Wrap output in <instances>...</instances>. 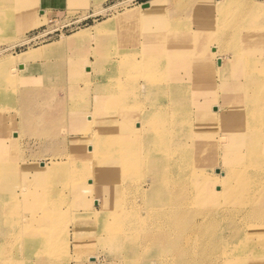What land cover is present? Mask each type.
I'll list each match as a JSON object with an SVG mask.
<instances>
[{
	"label": "bare ground",
	"instance_id": "bare-ground-1",
	"mask_svg": "<svg viewBox=\"0 0 264 264\" xmlns=\"http://www.w3.org/2000/svg\"><path fill=\"white\" fill-rule=\"evenodd\" d=\"M158 1L148 0L141 5L147 9L154 7ZM36 3L37 0H0L2 19L6 20V13L14 11L24 12L26 16L28 12L34 14ZM62 3L61 0H52V4ZM69 3L76 4L75 0H70ZM44 16L43 11L34 23ZM105 23L107 21L103 22ZM163 24L164 22L161 25ZM101 25L97 24L94 28ZM192 30L169 31L161 37L159 32L156 36L167 39L174 55L180 57L178 61L168 60L172 63V70L166 83L174 84L170 88L174 96L165 101H160L157 95L161 94V89L166 84L161 86L150 80L153 77L151 71L155 70L148 69L152 63L150 60L154 61L157 57L156 63L159 62V45L162 39L156 40L155 36H149L145 41L142 59H145V64L141 63L142 60L135 59V52H127L125 57L108 59L110 62L107 66L111 70L120 63L128 67L129 71L121 72L118 78L107 77L106 71L105 74H100L101 77L97 76L98 79L94 78L99 84L102 77H106L104 82L111 85L101 89L104 95L97 96L98 107L105 111L102 116L97 117V141L84 133L82 137L85 141L91 139L92 144L78 147L82 150L72 157V161L61 165H38L35 164L37 162H31L24 167V184L29 193L27 190L23 191L20 195L22 200L16 196L11 199V203L16 205L15 213L3 214L0 211V222L6 226L4 230L0 226V264H96L99 254L92 256L89 253H92L100 240L85 235L90 227L95 236L99 234L105 239L106 243L102 244L109 245V249H104L103 253L118 249L121 264H138L140 253L145 260L142 264H176L174 260L191 254L192 248L196 246L207 252L204 264L209 262L211 252L214 253L213 261L217 264H264V203L257 206L253 199V192L260 190L256 179L264 175V152L259 149L264 143V52H256L258 44L241 42V46L230 45L227 47L229 52L225 51L226 55H230L228 65L225 62L227 56L214 57L211 49L214 41H219L220 28L210 25L208 30L200 27ZM78 32L61 36L58 40L28 49L16 56L1 57L0 64L2 66L48 56L81 40ZM127 46L128 51L135 48L133 44ZM215 59L217 68H214ZM141 66L147 69L138 70ZM228 71L234 72L233 84L228 90H224V93L229 94L225 98L229 102L226 104L229 109L217 114V106H213L211 113L205 109V102L201 103L200 100L207 99L209 106L216 102L220 89L214 88L208 81L210 78L226 75ZM188 81L192 83L196 97L179 112L181 117L187 119L179 123L170 122L174 115L172 100L174 97V102L186 99L188 90H185L184 84ZM77 87L82 86L69 89L72 98L82 95V90ZM118 90L122 92L118 95L117 109L114 111L116 105L110 103L106 95L115 97ZM105 99L107 103L104 102ZM226 105L224 104V108ZM191 114L194 119L190 117ZM238 114L242 116L239 117ZM66 116V113L62 115L63 121ZM118 116L121 117L120 127L115 120ZM218 122L220 126L217 127ZM230 123L241 127H232ZM193 125L198 129L201 126L205 129L208 137L206 141L196 136L193 138L194 131L191 136L186 137L180 131ZM164 126H168L170 136L160 135ZM114 128L121 130L126 139L114 141ZM80 129L88 131L86 127ZM216 130L222 134H216ZM172 141L176 144H171ZM76 142L78 141L75 140L72 144ZM227 144H234L235 151L222 152V146ZM202 145L215 148L216 154L207 152L206 157L199 159L198 156L194 159L193 155L183 151L187 146L199 148ZM105 146L107 148L102 152L97 151ZM140 148L144 154L142 157L139 154ZM0 153L4 156L5 146L0 149ZM105 154H109L106 160L93 162L95 166L92 168L90 159ZM241 154L243 158H237ZM135 159H140L138 164L134 163ZM207 160L211 162L210 167ZM2 162L3 158H0V163ZM186 164L191 165L188 170L183 166ZM65 165L66 170L63 171L62 167ZM142 165L144 168L147 165L144 173V177L148 178L147 184L138 190L137 203V196L131 194L128 208H125L124 195L130 187L127 177L130 173L139 171ZM211 167L216 171L212 172ZM31 179L41 186L45 182L49 185L45 200L37 201L41 199L40 194L34 195L33 185L27 186ZM63 190L75 192L78 195L75 204L79 203L82 207L72 213L73 225L69 229L72 247L66 236L67 231L65 236L58 238L51 237L50 232L52 221L61 212L57 210L58 201L54 196H58ZM88 192L91 198L97 196L94 205L98 204L100 197H104L105 201L99 209L83 203L82 196ZM33 195L34 199L30 197ZM182 195L186 196L183 201L188 207L179 209L178 203L182 201ZM259 195L264 201V190ZM70 205L73 204H68ZM35 209L41 210V214L45 213L47 217V223H40L37 230L35 225L39 220L38 217L36 220ZM189 222L196 230L192 248L183 245L184 232ZM45 225L47 231L42 229ZM212 229H219L222 234L212 236ZM35 231L42 232L45 236H28ZM2 232L5 233V238L1 237ZM57 235L61 233L58 232ZM210 237L212 240L209 245ZM60 240H63L62 248H59ZM134 245L136 248H133ZM165 255L172 257L164 258Z\"/></svg>",
	"mask_w": 264,
	"mask_h": 264
},
{
	"label": "rangeland",
	"instance_id": "rangeland-1",
	"mask_svg": "<svg viewBox=\"0 0 264 264\" xmlns=\"http://www.w3.org/2000/svg\"><path fill=\"white\" fill-rule=\"evenodd\" d=\"M39 1L37 0V3L34 4V7L37 5L35 13L28 12V16L24 12H8L5 20L2 19L0 13V58L16 56L21 52L28 51V49L32 50V48L58 40L61 36H67L76 31H79L77 34L81 40L72 46L58 49L48 56L15 61L6 64L7 66H1L0 64V149L5 146L4 156L0 153V158H3V162L0 163V211L3 214L15 213L16 205L11 203V199L16 196L22 200L20 195L27 190L23 173L26 165L31 162H37L35 164L38 165H61L72 161V157L82 150L78 147H86L92 144L91 139L85 141L82 137L84 133L94 137L97 141L96 135L98 134L97 131L99 132L97 117L102 116L105 112L103 108L98 107L99 100L97 96L104 95L105 93L101 92V89L103 87L107 88L106 86L109 88L111 85L104 82L106 77H102L99 84L94 78L98 79L97 76L101 77L100 74H105V71L108 73L107 77L113 78H118L121 72L129 71L128 67L120 63L116 64L111 70L110 66H107L110 62L109 58L125 57V53L135 52V59L140 61L143 59L145 53L143 47L149 36H155L156 40L162 39L159 45V62L156 63L157 57L154 61L150 60L152 63L148 69L153 68L156 72L155 74L154 71H151L153 77L149 78L150 80H153L154 83L155 81L158 82L161 86L166 84L161 89V94L157 95L160 101H165L168 97L174 96L173 91L170 90L174 84L166 83L168 74L172 70V63L168 60L178 61L180 57L174 55L175 52L171 50L167 39L156 37L159 32L161 37L169 31L178 29L193 31V28L200 27L203 30H208L210 25L217 29L220 28L219 41H214L211 49L214 57L223 56L224 58L227 56L225 62L228 65L230 55H226L225 51H228L227 47L230 45H240L241 42L250 45L258 44L256 52H264V0H159L154 7L147 9L141 4L148 0H75L76 4H70V0H61L62 4L54 5H49L48 0ZM246 4L247 6H245ZM43 11L45 12L44 18L34 23ZM127 12L130 13L127 14ZM104 21H107V23L103 24ZM162 22H164L163 25H161ZM97 24L102 25L96 26L97 29H95L94 26ZM37 32L47 34L35 38L34 35ZM130 44H133L135 48L128 51L129 47L127 45ZM216 60H214V68H217ZM145 62L144 59L141 63L145 64ZM142 69H147V67L141 66L138 68L140 71ZM131 70H134L133 67H131ZM233 81V71L226 72V75L210 78L209 84L220 89V92L215 98L216 102L211 103L213 105L209 106L207 99L200 100L201 103L205 102V109L213 113V106H217L218 110L215 111L217 114L222 110L228 111L229 105L226 104L229 102L225 98L229 94L224 93V90H228ZM74 86L75 88L76 86H82L81 88L77 87V89L82 90V95L78 98H72L71 92H69V89ZM184 88L188 90L186 99L174 102V97L172 100L174 115L171 117L170 122L179 123L187 119L181 117L179 112L192 102V98L196 97V93L189 81L184 84ZM120 92L122 91L118 90L115 97L106 95L110 103H115L114 111L117 109ZM120 100H122V97ZM104 102L107 103V100L105 99ZM120 102L122 104V101ZM231 102L233 103L232 100ZM224 104L226 108H224ZM123 105H125V102H123ZM64 113L67 116L63 121L62 115ZM237 116L241 117L242 115L238 114ZM190 117L194 119L192 114ZM115 120L119 122L118 126L120 127L121 117L118 116ZM230 124L232 126V123ZM216 125L217 127L220 126V122ZM84 127L88 128L87 132L80 129ZM232 127L239 128L241 126L238 124ZM162 128L164 129L160 130V135L170 136L171 132L168 126ZM180 131L184 132L185 137L191 136V132L194 131L193 138L196 136L203 141L208 138L202 126L199 129L195 125L188 126V128ZM113 132L114 141L126 139L121 130L114 128ZM215 132L219 135L222 134L218 130ZM75 140L78 142L72 144ZM118 143L116 144L117 148ZM173 143L176 144L175 141L171 142V144ZM235 147L234 144H227L225 147L222 146L221 150L222 152H226V150L231 152L235 151ZM106 148L107 146L100 147L97 151L102 152ZM259 149L264 152V143L260 145ZM183 151L193 155L194 159L198 156L199 159L202 156L206 157L207 152L216 154V149L207 145H202L199 148L197 146H187L183 148ZM139 154L140 157L144 156L142 148L139 149ZM108 155L105 154L99 158L92 157L89 163L105 161ZM123 155L126 157L125 152H123ZM239 156L243 158L242 154L237 155V158ZM139 161L140 159H135L134 163L138 164ZM207 163L210 167V160H207ZM221 163L222 159L219 165L220 168ZM94 166L93 163L92 168ZM183 166L188 170V166L191 165L186 164ZM145 168L142 165L139 167V171H134L128 175L127 181L130 187L124 195L123 207L128 208L131 194L137 196L135 198V203H137V192L148 181V178L144 177V173L147 171ZM213 168L211 167V170L215 172L216 170L213 171ZM62 169L63 171L66 170V165ZM34 181V179H31L27 186L33 185L34 195L40 194L41 199L37 201L45 200L49 185L45 182L41 186ZM256 181L260 190L253 192V199L258 206L264 203L259 195V192L264 190V175L259 176ZM93 190L95 192V186ZM27 192L29 193V190ZM34 195L30 197L34 199ZM89 195L90 192L82 196L83 203L89 204L93 209H99L105 201L104 197H100L99 202L97 200L98 204L94 205L97 196L94 195L91 198ZM99 195L103 196L101 193ZM180 197L182 203H178L179 209L188 207V204L183 201L186 196L182 195ZM54 198L58 201L57 210L61 212H58L57 219L51 223V237L65 236L67 231L66 236L69 245L72 247V234L69 231L73 225L72 213L82 208L79 203L75 204L78 195L75 192L63 190ZM68 204L73 205L68 206ZM118 204H120L119 201ZM34 211L36 220L37 217L39 220L35 225L37 230L40 223H47V217L45 213L44 215L41 214V210L35 209ZM0 226L2 230L6 228L1 222ZM42 229L47 231L48 228L45 225ZM58 232L61 235L58 236ZM195 234L196 230L192 228L191 222H189V226L184 232L183 245L192 248V238ZM221 234L222 231L219 229H212V236H220ZM262 234L264 236V230H262ZM35 235L45 236L42 232L37 231L28 234L29 237ZM85 235L94 236L93 238L100 240L96 243L92 253H89L92 256L99 254L96 258V264H106V262L112 261H114L112 264H121L118 249H116L117 251L114 250L117 253L111 250L103 253V251L109 249V245L102 244L106 241L101 235L97 234L95 236L91 227ZM5 236V233L2 232L1 237L5 238ZM211 240L212 237H210L209 245ZM62 243L63 240H60L59 248H62ZM179 244L182 246V241ZM133 248H136V245ZM213 255L214 253L211 252L207 264H217L213 261ZM165 257L170 259L172 255H165ZM174 257L176 258V256ZM144 261L143 254L140 253L137 263L142 264ZM174 261L176 264H204L207 261V252L196 246L192 248L191 254ZM126 263L128 264V262Z\"/></svg>",
	"mask_w": 264,
	"mask_h": 264
},
{
	"label": "built area",
	"instance_id": "built-area-1",
	"mask_svg": "<svg viewBox=\"0 0 264 264\" xmlns=\"http://www.w3.org/2000/svg\"><path fill=\"white\" fill-rule=\"evenodd\" d=\"M43 34H47V33H41V32H37L36 35H34L35 38H38L39 36H43ZM33 37V36H32ZM31 37V38H32Z\"/></svg>",
	"mask_w": 264,
	"mask_h": 264
},
{
	"label": "crops",
	"instance_id": "crops-1",
	"mask_svg": "<svg viewBox=\"0 0 264 264\" xmlns=\"http://www.w3.org/2000/svg\"><path fill=\"white\" fill-rule=\"evenodd\" d=\"M44 1H46V0H43V2H44ZM39 2H42V0H40ZM48 4H49V5H54V4H52V0H51V2H50V0H48Z\"/></svg>",
	"mask_w": 264,
	"mask_h": 264
}]
</instances>
